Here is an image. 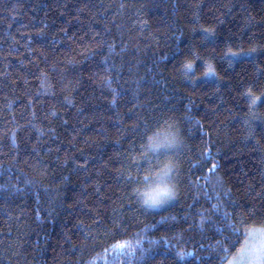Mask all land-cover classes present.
Segmentation results:
<instances>
[{
    "label": "trees",
    "instance_id": "1",
    "mask_svg": "<svg viewBox=\"0 0 264 264\" xmlns=\"http://www.w3.org/2000/svg\"><path fill=\"white\" fill-rule=\"evenodd\" d=\"M197 4L199 22L215 25L214 42L192 30ZM101 41L103 49L92 47ZM108 44L115 100L96 72ZM253 44H264V0H0V184L8 185L0 189V264H137L149 243L146 264H226L249 232L264 229V217L247 213L264 211V122L244 139L234 115L247 110L240 78L256 76L253 60L264 67V49L224 58L229 46ZM186 56L195 60L187 76ZM68 58L78 62L69 75L51 74L41 89L40 70ZM209 60L218 77L199 75ZM160 105L199 121L189 129L181 118L178 196L145 211L127 203L136 185H122L116 170L136 143L137 118ZM225 206L238 225L223 257L215 242Z\"/></svg>",
    "mask_w": 264,
    "mask_h": 264
},
{
    "label": "snow or ice",
    "instance_id": "2",
    "mask_svg": "<svg viewBox=\"0 0 264 264\" xmlns=\"http://www.w3.org/2000/svg\"><path fill=\"white\" fill-rule=\"evenodd\" d=\"M121 7H123V5H121ZM140 14L143 15L142 12ZM190 15L193 17L192 30L195 31L197 27L201 29L200 35L197 39L205 43L214 42L216 36L215 25L205 26L199 22V4L193 7ZM140 23L141 25H146L147 21L141 20ZM151 35L152 33H149V36ZM177 35H179V33ZM92 47L103 49L104 41H101L99 44H93ZM189 47L191 48L190 56L195 57L196 59H203L194 45H190ZM258 48L264 49V44H253L248 48H233L229 46L226 48L224 58L231 61L239 54L246 52L249 53L247 58L251 59V57L257 54ZM107 49L108 50L100 57L102 67L97 68L96 72L100 76L99 82L102 83L105 88L112 91V98L115 100L116 86L109 79L112 75L111 69L114 65L109 64L108 62L110 54L114 51L112 44H108ZM85 50L91 55L90 48H86ZM241 59H245V57L241 56ZM252 62L256 66V76L254 78L250 77L247 81L240 78L238 85V96L245 101L247 110L234 113V115L239 116L240 127L246 129L244 132V139H248L249 137L255 138L256 121L264 122V111H260V108L264 107V67L256 65L255 60ZM76 63L78 62L68 58L64 64H57L55 61L47 64V71L44 69L40 70V88L47 90L51 87V74H56L57 78L63 81L65 76L69 75L71 67ZM194 64V59H190L187 56L183 58V64L181 67L185 70V76L188 75L187 69H192ZM209 74L217 77L219 76L216 68L212 65L210 60L205 61L204 70L199 73V75L207 77ZM189 78L194 79L195 77ZM65 86L67 87V84ZM72 86L75 87V84ZM65 99H69L68 96H65ZM181 118L189 121V129H191L192 123L199 121V117L193 118L187 111L181 112L177 115L174 109L164 105H160L159 108L153 107L150 116L147 118L144 116L137 118L135 122L137 135L132 138L136 143L132 144V149L128 152V155L121 158V163L116 170V177L122 185H136L127 189L130 196L133 193L136 194L133 200L127 201L129 205L138 201L137 206L142 204L144 210L147 211L148 209L165 205L167 202L178 196L179 178L181 175L179 156L183 149L182 142L185 139L181 134ZM201 131L203 132V128H201ZM137 145L139 150H137ZM204 153L210 155L209 149H204ZM117 155L120 154L117 153ZM13 159H15V157H13ZM37 163H40V161H37ZM141 165H144L143 170H141ZM153 165L158 166L153 170ZM140 180L147 181V186H139L137 182ZM25 183L30 184L31 181L26 179ZM19 187L23 188L24 185H19ZM7 188V184H0V189ZM13 191H15V187H13ZM222 204V201H218L213 204L212 207L219 212ZM118 208L123 210L124 205L119 204ZM247 213L251 216L259 214L264 217V211L257 209L255 205L248 207ZM200 214L202 220H207L203 215L202 209L200 210ZM235 214L240 216L241 220H243L242 212L237 211ZM232 216L233 211L225 206L221 217L222 224L220 229L223 235L218 233L217 235L219 239L215 242L216 252L220 253L223 257L227 256L225 250L228 248V244L226 241L236 239L234 233L237 231L238 222L233 220ZM96 219L99 220L100 218L97 216ZM158 219L163 223H167L170 217L166 213L165 215L158 217ZM120 223V219H115L114 226H119ZM139 231L140 230L137 229V232ZM249 235H251V233H249ZM144 238L149 240L158 239L149 237ZM245 239L247 241L248 238L246 237ZM137 242L139 243V241ZM152 248L153 245L151 243H149L148 248H144L143 245H141L139 255L135 256L137 264H141V262L146 264V261L152 255ZM177 254L183 255V250H180ZM236 256L237 258L235 260L229 259L226 264H264V245L256 248L241 244ZM128 264H133V260L129 259ZM221 264H225L223 259Z\"/></svg>",
    "mask_w": 264,
    "mask_h": 264
},
{
    "label": "rangeland",
    "instance_id": "3",
    "mask_svg": "<svg viewBox=\"0 0 264 264\" xmlns=\"http://www.w3.org/2000/svg\"><path fill=\"white\" fill-rule=\"evenodd\" d=\"M249 233H251V235H249ZM249 233L246 235V237L248 238L247 241L245 239L243 244H245L246 246H252L256 248H259L262 245H264V229H256ZM236 254L234 257L231 258V260H235L237 258Z\"/></svg>",
    "mask_w": 264,
    "mask_h": 264
}]
</instances>
